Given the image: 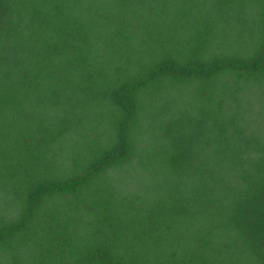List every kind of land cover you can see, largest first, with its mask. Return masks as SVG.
<instances>
[{
  "label": "trees",
  "instance_id": "obj_1",
  "mask_svg": "<svg viewBox=\"0 0 264 264\" xmlns=\"http://www.w3.org/2000/svg\"><path fill=\"white\" fill-rule=\"evenodd\" d=\"M0 264H264V0H0Z\"/></svg>",
  "mask_w": 264,
  "mask_h": 264
}]
</instances>
